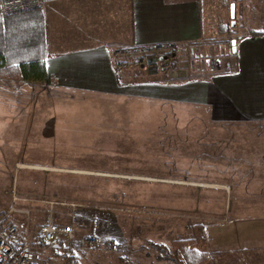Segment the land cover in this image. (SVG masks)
I'll return each instance as SVG.
<instances>
[{"label": "rangeland", "instance_id": "rangeland-1", "mask_svg": "<svg viewBox=\"0 0 264 264\" xmlns=\"http://www.w3.org/2000/svg\"><path fill=\"white\" fill-rule=\"evenodd\" d=\"M222 4L209 1L185 77L174 45L171 66L149 59L118 70L162 66L173 78H129L114 95L0 81V215L32 243L48 218L74 229L77 262L44 250L43 264H172L148 243L172 253L197 224L207 264H264V125L232 121L218 96L192 101L185 90L191 70L233 62L236 27ZM86 237L97 248L81 251ZM106 242L121 253L104 251Z\"/></svg>", "mask_w": 264, "mask_h": 264}, {"label": "crops", "instance_id": "crops-1", "mask_svg": "<svg viewBox=\"0 0 264 264\" xmlns=\"http://www.w3.org/2000/svg\"><path fill=\"white\" fill-rule=\"evenodd\" d=\"M209 1L49 0L40 9L45 83L71 93L114 95L126 88L120 84L129 78L141 84L140 75L144 74L151 77V83L160 82L161 79L152 80L159 75L173 78L162 66L130 67L129 73L115 68L116 51L167 42L176 45L174 57L180 58L179 71L185 77L188 56L206 37L203 18ZM223 1L234 20L230 26L236 27L233 49L227 58L233 62L227 61L222 72L209 68L189 70L193 78L185 90L192 101L208 102L211 96H218L230 116L236 117L232 121L264 125V35L252 36L264 32V0H218L219 7ZM261 223L248 228L261 230L257 228Z\"/></svg>", "mask_w": 264, "mask_h": 264}, {"label": "trees", "instance_id": "trees-1", "mask_svg": "<svg viewBox=\"0 0 264 264\" xmlns=\"http://www.w3.org/2000/svg\"><path fill=\"white\" fill-rule=\"evenodd\" d=\"M262 35L264 32L252 34L253 37ZM43 46L40 10L10 16L0 14V79L45 83ZM192 234L193 238L189 241H172V253L164 245L152 242L148 244L158 253L159 261L172 264H207L210 260L209 254L199 249L206 245L204 227L201 224L194 225ZM77 259L78 256L73 254V260L77 262Z\"/></svg>", "mask_w": 264, "mask_h": 264}, {"label": "built area", "instance_id": "built-area-1", "mask_svg": "<svg viewBox=\"0 0 264 264\" xmlns=\"http://www.w3.org/2000/svg\"><path fill=\"white\" fill-rule=\"evenodd\" d=\"M47 1L49 0H0V14L10 16L40 10ZM173 46V43H162L149 48H140L142 55L132 58L121 50L116 51L115 68L121 70L132 65L144 66V64L158 63V61L171 66L168 54ZM149 59L153 61L150 63ZM74 241L72 226H61L48 218L39 228L35 241L32 243L19 232L15 225L8 223L5 216L0 215V264H43L44 250L63 254L65 259L69 260L75 251ZM79 245L81 251L92 250L97 248L98 242L95 237H86L80 239ZM116 248L113 249L109 242L104 245V251L110 252L113 249L114 252L121 253Z\"/></svg>", "mask_w": 264, "mask_h": 264}, {"label": "water", "instance_id": "water-1", "mask_svg": "<svg viewBox=\"0 0 264 264\" xmlns=\"http://www.w3.org/2000/svg\"><path fill=\"white\" fill-rule=\"evenodd\" d=\"M234 44V43H233Z\"/></svg>", "mask_w": 264, "mask_h": 264}]
</instances>
